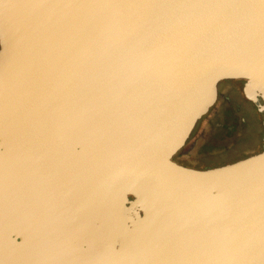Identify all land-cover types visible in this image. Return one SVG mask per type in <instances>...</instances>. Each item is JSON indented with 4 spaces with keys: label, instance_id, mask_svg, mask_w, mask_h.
Wrapping results in <instances>:
<instances>
[{
    "label": "water",
    "instance_id": "water-1",
    "mask_svg": "<svg viewBox=\"0 0 264 264\" xmlns=\"http://www.w3.org/2000/svg\"><path fill=\"white\" fill-rule=\"evenodd\" d=\"M225 79L264 112V0H5L0 264H264V150L173 159Z\"/></svg>",
    "mask_w": 264,
    "mask_h": 264
},
{
    "label": "flooded vegetation",
    "instance_id": "flooded-vegetation-1",
    "mask_svg": "<svg viewBox=\"0 0 264 264\" xmlns=\"http://www.w3.org/2000/svg\"><path fill=\"white\" fill-rule=\"evenodd\" d=\"M244 86V79H225L219 84L216 102L174 155L176 162L205 169L264 150V112L245 94Z\"/></svg>",
    "mask_w": 264,
    "mask_h": 264
},
{
    "label": "bare ground",
    "instance_id": "bare-ground-1",
    "mask_svg": "<svg viewBox=\"0 0 264 264\" xmlns=\"http://www.w3.org/2000/svg\"><path fill=\"white\" fill-rule=\"evenodd\" d=\"M74 247H71V246H69L68 244H66V243H63V257L66 255V253H67V251L70 249L71 250V252H74L75 254H77V252L75 251V248L77 247V246H75V245H73ZM105 248H108V247H105V246H103V249H104V253H103V255L104 254H106V253H108V259H107V261H110L111 260V258H115V257H113V254L115 253V252H112V249L111 250H109V252H107L106 251V249ZM80 250V252H81V254L79 255V259L81 260L82 258L86 261V262H84V264L86 263V264H92V258L90 257L91 255L93 256V255H96V256H98L100 253H101V249L100 248H97V249H94L93 250V252L94 253H88L85 257H84V253H83V248H81V249H79ZM113 251H114V249H113ZM119 252H116V256H117V254H118ZM119 257V256H118ZM79 259H77V258H75L74 259V261L73 262H77V261H79ZM64 258H63V264H65V262H64ZM103 264H108V262H105V263H103Z\"/></svg>",
    "mask_w": 264,
    "mask_h": 264
},
{
    "label": "snow or ice",
    "instance_id": "snow-or-ice-1",
    "mask_svg": "<svg viewBox=\"0 0 264 264\" xmlns=\"http://www.w3.org/2000/svg\"><path fill=\"white\" fill-rule=\"evenodd\" d=\"M5 3V0H0V6H2Z\"/></svg>",
    "mask_w": 264,
    "mask_h": 264
},
{
    "label": "rangeland",
    "instance_id": "rangeland-1",
    "mask_svg": "<svg viewBox=\"0 0 264 264\" xmlns=\"http://www.w3.org/2000/svg\"><path fill=\"white\" fill-rule=\"evenodd\" d=\"M213 147V146H212ZM216 153V152H215Z\"/></svg>",
    "mask_w": 264,
    "mask_h": 264
}]
</instances>
